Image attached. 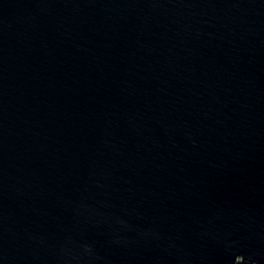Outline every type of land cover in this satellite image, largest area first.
Instances as JSON below:
<instances>
[{
    "label": "water",
    "instance_id": "obj_1",
    "mask_svg": "<svg viewBox=\"0 0 264 264\" xmlns=\"http://www.w3.org/2000/svg\"><path fill=\"white\" fill-rule=\"evenodd\" d=\"M0 264H264V0H0Z\"/></svg>",
    "mask_w": 264,
    "mask_h": 264
}]
</instances>
